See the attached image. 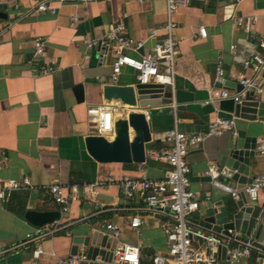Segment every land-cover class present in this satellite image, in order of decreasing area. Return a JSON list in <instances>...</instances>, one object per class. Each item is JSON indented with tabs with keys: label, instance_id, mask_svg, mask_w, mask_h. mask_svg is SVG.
I'll return each instance as SVG.
<instances>
[{
	"label": "crops",
	"instance_id": "0c3cea01",
	"mask_svg": "<svg viewBox=\"0 0 264 264\" xmlns=\"http://www.w3.org/2000/svg\"><path fill=\"white\" fill-rule=\"evenodd\" d=\"M55 12L34 11L31 0H0V149L5 160L0 165V184L5 180L28 175L31 188L14 191L7 201L0 200V264H58L70 254L73 234H85L101 223L120 226L117 241L137 245L141 264H150L155 253H164L171 243L162 222L169 216L148 208L135 196L126 198L118 187L123 176L138 177L144 172L161 179L168 165L145 160L143 171L138 163L99 162L85 148L84 139L92 130L88 106L103 101L102 87L110 83V52L98 47L118 22L124 34L143 40V46L126 52L139 57L151 52L161 39V27L166 20L163 0H47ZM77 21L72 22L71 17ZM177 40L174 85L165 86L161 102L149 107L151 141L146 149L167 144L163 133L174 126L189 134H204L209 122L217 117H230L235 101L216 98L204 103L213 90L224 88L236 92L240 75L255 76L252 69L244 71L243 63L254 56L261 57L264 69V48L259 43L264 36V0H180L174 14ZM236 17L249 20L248 30L234 24ZM199 26L206 37L198 36ZM157 29L155 37L150 36ZM46 40L45 56L56 65L53 72L39 74L38 65L30 64L34 48L32 40ZM86 40H94L87 46ZM221 63L224 81L216 77ZM136 71L124 67L118 84H135ZM231 82L220 88L219 84ZM82 84L83 100H76L73 87ZM264 98V91L261 94ZM117 102V101H115ZM123 114L118 112L115 117ZM237 130L255 138V156L250 175L255 178L264 169L262 157L256 151L257 139L264 135V119L236 117ZM113 135V134H112ZM112 135L110 137H112ZM224 132L208 136L189 147L186 160L190 167L188 189L198 198V209L191 214L194 225H201L203 216L232 193L212 184L206 175L210 162L221 166L222 149L232 141ZM92 181L105 182L96 197L82 187ZM52 184L77 185L80 199L67 210L55 202L49 187ZM258 204L264 208V191L260 190ZM218 207V206H217ZM58 210L60 218L42 226H32L24 217L27 210ZM139 215V228L130 226V217ZM42 233L37 239L29 233ZM197 228V227H196ZM229 246L253 242L263 250L253 249L248 257L236 264H264V243L231 230ZM40 250L36 253L37 247ZM79 251L85 250L82 245ZM220 251V259H223ZM226 253V251H225ZM79 257V264H112L96 257ZM225 259V258H224Z\"/></svg>",
	"mask_w": 264,
	"mask_h": 264
},
{
	"label": "built area",
	"instance_id": "2783aa9c",
	"mask_svg": "<svg viewBox=\"0 0 264 264\" xmlns=\"http://www.w3.org/2000/svg\"><path fill=\"white\" fill-rule=\"evenodd\" d=\"M34 11L55 12L56 8L48 4L47 0H31ZM131 1V0H128ZM143 2L146 0H136ZM166 7V20L161 27L163 37L156 41L151 52L144 53L139 57L129 55L127 50H137L143 46V40H135L124 34L122 22L112 26L108 36L101 40V45L106 46L111 56L110 83L118 84L119 75L124 67H130L136 71V83H160L164 86L174 85L175 80V59L177 56V40L174 31L177 23L174 14L177 11L180 0H163ZM71 21H77V17H71ZM234 24L248 30L249 20L243 17H236ZM157 29H152L150 36L155 37ZM198 36L206 37V29L199 26ZM87 46L96 44L94 40H86ZM260 47L264 48V36H262ZM34 48L33 56L29 60L30 64L38 65L37 72L45 74L53 72L56 65L52 64L45 56L46 40L43 37H35L32 40ZM262 58L254 56L252 60L244 61V71L252 69L256 75L249 76L243 72L239 77V83L243 86L241 92L229 93L227 90H213V94L204 101L212 102L216 98H232L235 102L245 91L253 90L254 97L261 95L264 85L258 81V73L262 67ZM216 77L224 81V71L219 62L216 69ZM131 111H141L149 119V107L138 105L130 106L119 102H100L92 104L87 108L88 119L96 129L98 134L110 137L114 133V121L116 114L122 112L128 114ZM235 116L217 117L207 125L204 134H189L174 126L163 133L166 145L152 147L145 150V160L165 162L169 168L165 171L161 179H154L144 172L136 178L123 176L118 180V187L122 194L133 199L135 196L141 198L148 208H152L159 213L166 214L169 219L162 222L163 232L171 239V243L164 253H155L150 258V264H236L242 258L248 257L253 249L262 252V248L253 242H245L242 245L229 246L233 241V235L226 236L223 233L203 232L198 224L194 225L191 214L198 209L197 195L188 189L190 167L186 160L189 147L200 143L208 136H217L228 132L232 138L237 137V127ZM256 151L264 162V135L257 139ZM5 152L0 149V165L4 163ZM142 162L138 163V169L143 171ZM219 166L210 162L206 170V175L212 184L224 188V185L216 181ZM105 182L92 181L82 187L83 192L96 197L100 188L105 186ZM28 175L21 179L10 178L0 184V200L7 201L14 191L31 188ZM264 191V169L263 172L253 178L252 182L245 187L250 200H257L259 191ZM55 202L65 211L73 201L80 199V190L77 185L52 184L49 187ZM232 197L237 198L236 191L232 192ZM141 219L139 215L130 217V226L139 228ZM197 227V228H196ZM98 230L116 238V243L112 250V264H141V251L137 245L117 241L120 234V226L113 222L101 223ZM36 233H29L28 238L37 239L42 235L38 228ZM226 247L225 259H220V247ZM40 250L37 247L36 253ZM264 260V259H263ZM58 264H79L77 255L60 260Z\"/></svg>",
	"mask_w": 264,
	"mask_h": 264
},
{
	"label": "water",
	"instance_id": "95a60500",
	"mask_svg": "<svg viewBox=\"0 0 264 264\" xmlns=\"http://www.w3.org/2000/svg\"><path fill=\"white\" fill-rule=\"evenodd\" d=\"M225 1V0H218ZM234 1V0H232ZM6 17L5 14H1ZM98 47L107 50L101 42ZM258 81L264 85V69L261 71ZM231 84L225 81L219 84L222 88ZM236 92H241L243 86L238 82L234 84ZM224 89V88H223ZM73 91L78 102L83 100L84 90L82 84H76ZM165 94V86L160 83H135L129 85L105 84L102 87L104 102L117 101L130 106L150 107L161 102ZM234 116L247 119H264V98L262 95L254 97V91H245L235 102ZM92 125V124H91ZM94 126V125H92ZM151 141L150 124L141 111H131L121 114L114 121V133L112 137L98 134L93 127L85 137V148L89 155L99 162L141 163L145 161L146 143ZM216 181L224 185V192L236 191L237 198L221 199L218 204L209 205L211 212L203 216L200 229L203 232L223 233L230 235L229 230L242 232L255 240L264 243V208L257 200H250L245 187L250 184L253 177L250 175L252 157L255 156V138L246 136L245 130H237V137L226 143L222 149ZM218 206V207H217ZM25 219L32 226H42L54 222L60 218L58 210L38 211L29 209L24 214ZM116 238L96 229H90L85 234L72 233L71 255H80L93 260L99 257L105 261H111L112 250ZM82 245L85 250L79 251ZM221 257L224 259L226 247H220Z\"/></svg>",
	"mask_w": 264,
	"mask_h": 264
},
{
	"label": "trees",
	"instance_id": "16d2710c",
	"mask_svg": "<svg viewBox=\"0 0 264 264\" xmlns=\"http://www.w3.org/2000/svg\"><path fill=\"white\" fill-rule=\"evenodd\" d=\"M130 164V163H129Z\"/></svg>",
	"mask_w": 264,
	"mask_h": 264
}]
</instances>
